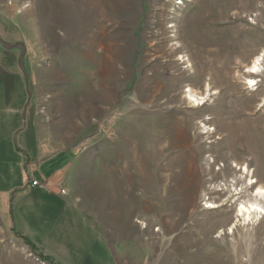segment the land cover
<instances>
[{"label":"rangeland","instance_id":"rangeland-1","mask_svg":"<svg viewBox=\"0 0 264 264\" xmlns=\"http://www.w3.org/2000/svg\"><path fill=\"white\" fill-rule=\"evenodd\" d=\"M181 1L0 0L4 164L36 104L68 162L56 179L114 264H264V217L228 233L264 186V63L256 90L245 72L264 55V0ZM6 208L0 264H58Z\"/></svg>","mask_w":264,"mask_h":264},{"label":"crops","instance_id":"crops-1","mask_svg":"<svg viewBox=\"0 0 264 264\" xmlns=\"http://www.w3.org/2000/svg\"><path fill=\"white\" fill-rule=\"evenodd\" d=\"M36 113V104L28 102L27 123L17 134L15 162L5 165L6 156L0 149V206L9 210L17 235L55 263L114 264L111 250L67 193H60L64 187L56 177L68 162L57 153L59 150L52 149V130L47 134L41 128ZM5 119V114H0V125ZM45 136H49L48 140ZM14 165L15 173L21 171L15 176L11 170ZM29 175L47 181V189L29 186Z\"/></svg>","mask_w":264,"mask_h":264},{"label":"bare ground","instance_id":"bare-ground-1","mask_svg":"<svg viewBox=\"0 0 264 264\" xmlns=\"http://www.w3.org/2000/svg\"><path fill=\"white\" fill-rule=\"evenodd\" d=\"M263 63H264V55H258L253 59V61L245 67V72L247 73V78H246V85L247 89L249 90H256L258 88V83H257V76H253L251 74L255 72H261L263 70ZM206 90L205 93H199L193 89H189L187 92H185V96L188 100V103L191 104L192 107H199V105H203L206 101V97H209L211 95L209 93V85H205ZM215 91L212 93L214 94ZM260 103L262 106H264V96L261 97ZM205 126V125H204ZM209 127V126H208ZM207 127V128H208ZM235 164V166H237ZM243 167V173H249V169L247 165L242 164L239 166L240 170ZM242 173V174H243ZM247 177V176H246ZM244 184V190H242L243 193L247 191L248 186L255 185L256 180H253L252 177L245 179ZM248 185V186H247ZM253 185V186H254ZM236 190V188H235ZM254 196L244 199L240 201L239 207H235L234 210V222L232 223L231 226H229L228 233L231 232L232 234L234 233L233 230L236 227L237 223L243 224V225H250L253 224L254 221H257L258 219H262L264 217V186H261L260 184H257L254 186L253 191ZM237 194V192L235 193ZM262 199V200H261ZM238 206V205H237ZM218 206L215 204H210L209 208H217Z\"/></svg>","mask_w":264,"mask_h":264},{"label":"built area","instance_id":"built-area-1","mask_svg":"<svg viewBox=\"0 0 264 264\" xmlns=\"http://www.w3.org/2000/svg\"><path fill=\"white\" fill-rule=\"evenodd\" d=\"M181 3H182V1L180 0L179 4H181ZM30 174H32V171ZM28 179H29V181H28L29 186L38 187L40 189H45V190L47 189V181H45L41 178H37V177L34 178L32 175H29ZM60 193L65 194V189L61 188Z\"/></svg>","mask_w":264,"mask_h":264},{"label":"trees","instance_id":"trees-1","mask_svg":"<svg viewBox=\"0 0 264 264\" xmlns=\"http://www.w3.org/2000/svg\"><path fill=\"white\" fill-rule=\"evenodd\" d=\"M28 245H31V243L29 241H26ZM32 246V245H31Z\"/></svg>","mask_w":264,"mask_h":264}]
</instances>
